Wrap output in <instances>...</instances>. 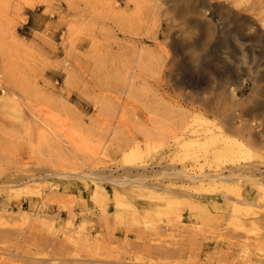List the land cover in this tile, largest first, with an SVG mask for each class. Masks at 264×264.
Here are the masks:
<instances>
[{
  "label": "rangeland",
  "instance_id": "obj_1",
  "mask_svg": "<svg viewBox=\"0 0 264 264\" xmlns=\"http://www.w3.org/2000/svg\"><path fill=\"white\" fill-rule=\"evenodd\" d=\"M0 264H264V0H0Z\"/></svg>",
  "mask_w": 264,
  "mask_h": 264
},
{
  "label": "bare ground",
  "instance_id": "obj_2",
  "mask_svg": "<svg viewBox=\"0 0 264 264\" xmlns=\"http://www.w3.org/2000/svg\"><path fill=\"white\" fill-rule=\"evenodd\" d=\"M188 84L192 85L193 81L189 80ZM226 117H227V119H226V121H227L226 128L229 131H231L233 134H240V133H243V130H244L243 128L248 127V129H249V132L247 133L248 141L250 143H257L258 142L257 136L250 129L251 126H248L247 124H244L245 121L243 119H241L240 125L236 128L235 126L232 125L231 119H233V117H231V114L228 113L226 115Z\"/></svg>",
  "mask_w": 264,
  "mask_h": 264
}]
</instances>
